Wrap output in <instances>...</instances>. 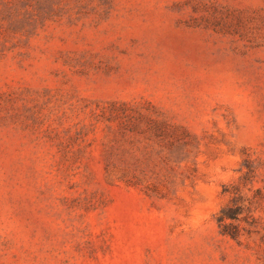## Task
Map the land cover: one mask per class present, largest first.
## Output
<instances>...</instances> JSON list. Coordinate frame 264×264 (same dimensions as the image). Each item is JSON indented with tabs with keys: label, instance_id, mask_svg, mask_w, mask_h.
Returning <instances> with one entry per match:
<instances>
[{
	"label": "rangeland",
	"instance_id": "obj_1",
	"mask_svg": "<svg viewBox=\"0 0 264 264\" xmlns=\"http://www.w3.org/2000/svg\"><path fill=\"white\" fill-rule=\"evenodd\" d=\"M0 264H264V0H0Z\"/></svg>",
	"mask_w": 264,
	"mask_h": 264
},
{
	"label": "trees",
	"instance_id": "obj_2",
	"mask_svg": "<svg viewBox=\"0 0 264 264\" xmlns=\"http://www.w3.org/2000/svg\"><path fill=\"white\" fill-rule=\"evenodd\" d=\"M256 169L252 163L246 165V172L241 176L238 184L228 185L224 188V193L230 196L229 203L218 213L217 223L223 235L234 240H239L243 232L251 234L256 228V221L253 217L254 205L256 204V192L254 189ZM252 191L249 196L244 193V189ZM242 223L246 226L242 227Z\"/></svg>",
	"mask_w": 264,
	"mask_h": 264
}]
</instances>
